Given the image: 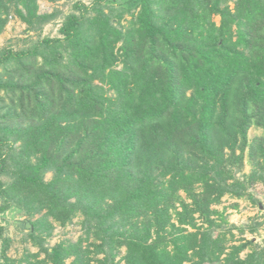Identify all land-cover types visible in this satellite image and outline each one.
Masks as SVG:
<instances>
[{"label": "trees", "instance_id": "obj_1", "mask_svg": "<svg viewBox=\"0 0 264 264\" xmlns=\"http://www.w3.org/2000/svg\"><path fill=\"white\" fill-rule=\"evenodd\" d=\"M36 1L6 3L27 28L25 45L0 48V214L17 207L38 250L9 257L0 217V264H264L253 239L229 244L258 223L212 207L262 206L264 0H65L46 14ZM77 215L80 237L48 245Z\"/></svg>", "mask_w": 264, "mask_h": 264}, {"label": "rangeland", "instance_id": "obj_2", "mask_svg": "<svg viewBox=\"0 0 264 264\" xmlns=\"http://www.w3.org/2000/svg\"><path fill=\"white\" fill-rule=\"evenodd\" d=\"M86 3H89V0H85ZM7 0H0V9L2 10L1 17L6 19L4 28L0 33V48L11 47L15 49H19L23 45H25L24 41L26 39L25 29L27 28V23L16 13L10 11L8 13L7 9ZM35 6L37 7L35 13H50L53 11H67L69 5L65 4V0H37L35 2ZM121 3H114V7H120ZM214 19L216 22L219 21V17L215 16ZM129 20V16H127L122 25H127ZM62 20L57 19L55 24H48L44 28V35L49 34L50 36H57L58 27L61 25ZM3 95V91L0 90V96ZM258 134V130L255 127H251L249 129L248 135L249 138H252L254 135ZM254 164L253 162L245 156L244 158V166L242 167L241 173H239L240 177H243L244 174H250ZM51 174H47L46 178L48 179ZM251 193L254 194L255 198L261 202V208L257 204H254L252 201L243 198H236L231 195H225L221 202L217 205H213L212 207L218 209L221 212V215L225 217L226 221L229 224H234L237 226H244L251 223H258V229L256 232H244L243 234H239L237 229H232V233L234 234V241L231 243H240L245 239H253L259 247L264 246V182L256 183L253 187L250 188ZM181 199H186L185 195L181 192ZM188 202V200H186ZM40 214L36 213L32 219H36ZM221 215L214 214L212 218H215L217 222H221ZM0 217H3L4 220L1 221V225L5 226L7 224V234L11 239L10 247L7 250V255L15 260H19L23 253L28 249L30 252H36L38 248L34 246L31 240H24L26 237V233L29 227L23 229L22 220H25L26 217L22 215L19 209L15 206L10 207L8 210L4 211L0 214ZM81 216L77 215L74 217L71 224L67 226H55L52 231V234L47 238L48 245H54L60 240L70 239V241H76L81 235ZM174 219V218H173ZM6 220V222H5ZM198 224L201 223V220H197ZM225 230L227 225H222ZM216 235L215 231H211L205 229L203 227L199 231V242L201 251L204 254L208 253L209 245L211 240ZM229 237V233H227ZM85 244V243H83ZM251 248H246L242 252H240V257L245 258L247 253L250 252ZM123 251H120L117 258H120V254ZM43 257V254L40 255ZM99 258L102 255L98 256ZM73 257H70L66 260V263H70ZM123 262H121L122 264ZM17 264H25V262H18ZM190 264V263H187ZM205 264H220V262L215 263H205Z\"/></svg>", "mask_w": 264, "mask_h": 264}, {"label": "water", "instance_id": "obj_3", "mask_svg": "<svg viewBox=\"0 0 264 264\" xmlns=\"http://www.w3.org/2000/svg\"><path fill=\"white\" fill-rule=\"evenodd\" d=\"M25 225H26V227L30 226L29 222H27V221H26Z\"/></svg>", "mask_w": 264, "mask_h": 264}]
</instances>
